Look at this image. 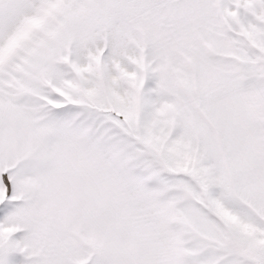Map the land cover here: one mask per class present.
I'll return each instance as SVG.
<instances>
[{"label":"snow or ice","instance_id":"1","mask_svg":"<svg viewBox=\"0 0 264 264\" xmlns=\"http://www.w3.org/2000/svg\"><path fill=\"white\" fill-rule=\"evenodd\" d=\"M0 264H264V0H0Z\"/></svg>","mask_w":264,"mask_h":264}]
</instances>
